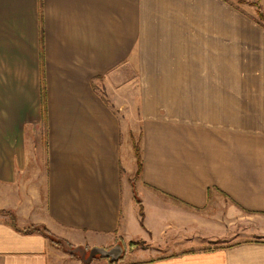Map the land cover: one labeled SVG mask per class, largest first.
Wrapping results in <instances>:
<instances>
[{"label": "crops", "instance_id": "obj_1", "mask_svg": "<svg viewBox=\"0 0 264 264\" xmlns=\"http://www.w3.org/2000/svg\"><path fill=\"white\" fill-rule=\"evenodd\" d=\"M222 195L264 212L263 26L224 0H0V264L180 242ZM123 264H264V239Z\"/></svg>", "mask_w": 264, "mask_h": 264}, {"label": "rangeland", "instance_id": "obj_2", "mask_svg": "<svg viewBox=\"0 0 264 264\" xmlns=\"http://www.w3.org/2000/svg\"><path fill=\"white\" fill-rule=\"evenodd\" d=\"M229 3L264 27V17L260 15L263 14L264 16V0H229ZM100 91L105 94L104 85H102ZM133 138L135 139V136ZM136 145H139V143ZM230 200V198L228 199V197L222 195L207 211L194 212L196 217L192 221L193 225L187 234L181 238L180 242L177 238L173 242L168 241L167 245L166 243L156 245L145 240L127 241L122 239L118 243L124 248V253L114 261L111 257L94 255L93 248L90 245L75 246L60 241L54 236L52 239L72 259L90 264H123L143 256H161L182 249L208 250L229 246L248 239H264V220L262 219L264 218V212L250 210L234 200L235 210L231 212L230 204H232V200ZM142 213L143 209H141ZM200 221L206 222V227L203 223L199 226ZM91 255L93 256L91 257Z\"/></svg>", "mask_w": 264, "mask_h": 264}, {"label": "water", "instance_id": "obj_3", "mask_svg": "<svg viewBox=\"0 0 264 264\" xmlns=\"http://www.w3.org/2000/svg\"><path fill=\"white\" fill-rule=\"evenodd\" d=\"M94 255H100L102 257H111L112 260L118 259L123 252V248L121 245H117L112 249H105V248H93L92 249ZM93 255H91L92 257Z\"/></svg>", "mask_w": 264, "mask_h": 264}, {"label": "trees", "instance_id": "obj_4", "mask_svg": "<svg viewBox=\"0 0 264 264\" xmlns=\"http://www.w3.org/2000/svg\"><path fill=\"white\" fill-rule=\"evenodd\" d=\"M225 2H229V0H224ZM262 17H264L263 16V14H260ZM136 154H137V157H138V161H139V169H138V174H139V172H140V170H141V156H140V149H139V145H136ZM143 214V213H142ZM35 230H39V231H41L43 234H45L47 237H49V235H48V233H46L47 231H46V229H44V228H35ZM50 238H52L51 236H50Z\"/></svg>", "mask_w": 264, "mask_h": 264}]
</instances>
